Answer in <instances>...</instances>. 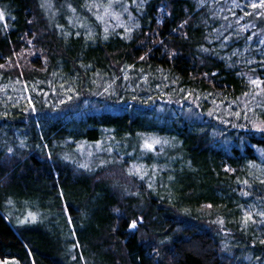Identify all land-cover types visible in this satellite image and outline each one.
I'll return each mask as SVG.
<instances>
[{
	"label": "trees",
	"instance_id": "1",
	"mask_svg": "<svg viewBox=\"0 0 264 264\" xmlns=\"http://www.w3.org/2000/svg\"><path fill=\"white\" fill-rule=\"evenodd\" d=\"M47 1L0 0V82L26 89L17 103L0 96V257L262 261L264 91L251 83L264 81L262 55L240 56L244 37L214 48L221 19L197 0H123L136 26L107 39L77 32L95 25L83 0ZM255 23L264 34V13ZM107 137L112 161L67 159Z\"/></svg>",
	"mask_w": 264,
	"mask_h": 264
},
{
	"label": "rangeland",
	"instance_id": "2",
	"mask_svg": "<svg viewBox=\"0 0 264 264\" xmlns=\"http://www.w3.org/2000/svg\"><path fill=\"white\" fill-rule=\"evenodd\" d=\"M68 1V0H66ZM140 1V0H139ZM199 3L208 4L212 16L218 15L221 19L219 36L222 39L215 38L212 39V46L221 50L223 52H233L231 48L232 42L229 38L238 39V37H244L246 42L244 44V51L239 54L240 56H245L249 53L251 45L256 49L254 55L260 54L264 58V34H261L260 29L256 28L255 18L259 17L264 13V8L259 7L260 0H197ZM134 2H137L134 0ZM47 3L52 5L51 0ZM256 3L258 7L252 8L251 5ZM111 4V6H109ZM84 10L92 15L95 25L84 26L82 30L77 29V32H83L85 35H97L98 33L102 36H106L112 32L126 33L129 34L130 31L136 26V18L131 13L127 4L123 0H83ZM102 17V19H97V17ZM100 26V28H98ZM123 29V31H121ZM107 30V31H106ZM236 52V50H234ZM247 57V55H246ZM245 57V58H246ZM250 60V59H249ZM252 86H255L252 84ZM129 89V87H127ZM125 88V90H128ZM131 91V90H130ZM26 89H24L19 81H5L0 82V96L6 98L9 102L17 103L25 96ZM13 99V100H11ZM6 100V101H7ZM163 105L158 107V110H163ZM149 139V137L147 136ZM146 140V139H145ZM148 141V140H147ZM151 144L150 141H148ZM83 151L77 158L67 159L72 160L80 165H87V167H99L104 165L106 162L113 160L112 158V146L109 144V137L106 140L96 142L95 144H90L87 147H82ZM161 151L155 153V158L160 157ZM171 153V148L163 153L162 156L169 155ZM264 161V152L259 154ZM81 167V166H80ZM132 170L139 175V177H147L149 168L146 167L144 163H137L136 167H132ZM154 172V170H152ZM17 210V209H14ZM27 214L32 216L40 215L39 210L28 208L26 210ZM250 214V213H249ZM221 235H223L221 233ZM240 250L238 255L242 253ZM240 257V256H239ZM242 258V257H240ZM250 258L245 257L244 261L248 263ZM0 264H21L16 258H6L0 257ZM252 264H264V259L262 261L252 260Z\"/></svg>",
	"mask_w": 264,
	"mask_h": 264
},
{
	"label": "snow or ice",
	"instance_id": "3",
	"mask_svg": "<svg viewBox=\"0 0 264 264\" xmlns=\"http://www.w3.org/2000/svg\"><path fill=\"white\" fill-rule=\"evenodd\" d=\"M43 6V5H42ZM111 6V4L109 5ZM252 8H256L258 7V5L256 3H253L251 5ZM259 7H262L264 8V0H260V4H259ZM72 11L74 12L75 9H72ZM5 17H4V14H3V11H0V20H4ZM97 19H102V17H97ZM107 31V30H106ZM105 39H107V37H105ZM206 51V49H205ZM141 59H143V57H141ZM251 83L255 86H257L258 88L261 89V91H264V87H262V85H264V81H261L259 79H255V80H251ZM209 115H211V113H209ZM236 115H239V113H236ZM260 131H264V128H260L258 129ZM153 143H159V141H153ZM24 142L21 141V146H23ZM145 147L147 148H152V144H149L147 141L145 142ZM9 151H11V149H9ZM81 167H84V168H87V165H80ZM129 174H135V173H129ZM143 178V177H141ZM261 183H264V180L260 181ZM244 183H247V181H244ZM245 195H247V193H244ZM209 207H211V205H209ZM260 216L264 217V212H261L259 213ZM34 219V217H33ZM249 221L251 222H255L253 221V218L251 216V214H248L246 213L245 214V217H244V223L247 224ZM262 223H264V221H261ZM220 223H223V221H220ZM138 224H139V221L138 220H131L130 223H129V228L133 231L137 230L138 229ZM261 243H264V241H261Z\"/></svg>",
	"mask_w": 264,
	"mask_h": 264
}]
</instances>
